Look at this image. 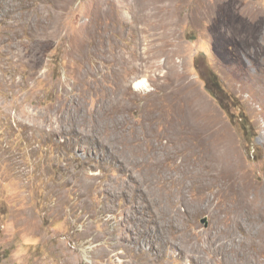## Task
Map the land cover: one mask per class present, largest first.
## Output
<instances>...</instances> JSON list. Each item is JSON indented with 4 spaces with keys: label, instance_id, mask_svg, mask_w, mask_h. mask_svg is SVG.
Instances as JSON below:
<instances>
[{
    "label": "rangeland",
    "instance_id": "rangeland-1",
    "mask_svg": "<svg viewBox=\"0 0 264 264\" xmlns=\"http://www.w3.org/2000/svg\"><path fill=\"white\" fill-rule=\"evenodd\" d=\"M263 219L264 0H0V264H264Z\"/></svg>",
    "mask_w": 264,
    "mask_h": 264
},
{
    "label": "bare ground",
    "instance_id": "bare-ground-1",
    "mask_svg": "<svg viewBox=\"0 0 264 264\" xmlns=\"http://www.w3.org/2000/svg\"><path fill=\"white\" fill-rule=\"evenodd\" d=\"M12 1V0H11ZM251 6V5H250ZM248 9V8H247ZM250 9V8H249ZM258 11V10H257ZM251 12V11H250ZM256 13V12H255ZM20 14V13H19ZM251 14H252V12H251ZM242 15H244V16H246V12L245 11H243L242 12ZM257 16V15H256ZM33 22V21H32ZM15 24V23H14ZM14 34V33H13ZM34 34V33H33ZM32 35V34H31ZM144 85V83L143 82H137L136 84H135V87L137 88V89H140L142 86ZM145 87V86H144ZM187 175V174H186ZM245 181H247V180H245ZM192 182V184H198V183H200V184H203V186L204 187H207L208 185V183H210L211 184V182H209V181H207L206 182V180L204 179V180H192L191 181ZM180 183H185L184 182V180H182V181H180ZM233 184V183H232ZM239 184V182H235L234 184H233V188L234 187H236L237 185ZM240 184H241V182H240ZM183 188V187H182ZM231 186H228V188H227V190L229 191V196H235V198H236V196H237V194L236 193H233L232 191H231ZM232 188V189H233ZM248 189V188H247ZM240 191H242V190H240ZM239 191V192H240ZM224 194V196L226 195L225 193H223ZM247 196V195H246ZM238 197V196H237ZM226 198V197H225ZM232 199V198H231ZM249 199V198H248ZM248 199L247 198H244V200L243 201H241L240 203L238 202V206L236 207V209L235 210H239V209H241V208H246V207H248L249 208V206H252V204H251V202H249L248 201ZM240 200V199H239ZM230 202V201H229ZM236 203V202H235ZM231 204V203H230ZM233 204V203H232ZM226 205H228V204H226ZM234 205V204H233ZM232 206V205H231ZM256 206H258V205H256ZM259 207V206H258ZM227 208V207H226ZM225 208V209H226ZM231 208V207H230ZM229 208V209H230ZM261 208V207H260ZM257 209V208H256ZM233 210V209H232ZM263 210V209H262ZM253 211V210H252ZM259 211V210H258ZM231 212V211H230ZM250 212V211H249ZM263 212V211H262ZM227 213V212H226ZM233 214H234V212H233ZM238 214V213H237ZM239 214H240V212H239ZM234 215H236V214H234ZM234 215H232V216H234ZM256 216V215H255ZM262 216H263V213H262ZM223 218V217H222ZM253 219H254V217H253ZM226 220V219H225ZM225 220H223V221H225ZM240 220V219H239ZM264 220V219H263ZM232 223H234V224H236L237 226H238V222H237V220L235 219V218H232ZM229 225H230V223H229ZM223 226V225H222ZM238 230V229H237ZM236 233V232H235ZM241 242V241H240ZM145 243V242H144ZM235 245V244H234ZM232 246V245H231ZM237 246V245H236ZM242 247V246H241ZM242 251V250H241ZM239 263V262H238Z\"/></svg>",
    "mask_w": 264,
    "mask_h": 264
},
{
    "label": "trees",
    "instance_id": "trees-1",
    "mask_svg": "<svg viewBox=\"0 0 264 264\" xmlns=\"http://www.w3.org/2000/svg\"><path fill=\"white\" fill-rule=\"evenodd\" d=\"M202 77L204 79H206L205 84L207 86V90L214 95V97H218V94H222L223 93V89L218 81L217 75L213 72H209L208 74H203L202 73ZM206 77V78H205ZM219 104L221 106V108L225 111V113L227 114V116L229 118L232 117L231 112L229 111L227 105L224 104V102H222V100L220 98H218Z\"/></svg>",
    "mask_w": 264,
    "mask_h": 264
},
{
    "label": "water",
    "instance_id": "water-1",
    "mask_svg": "<svg viewBox=\"0 0 264 264\" xmlns=\"http://www.w3.org/2000/svg\"><path fill=\"white\" fill-rule=\"evenodd\" d=\"M203 222L205 223V225H207V219L206 218L203 219Z\"/></svg>",
    "mask_w": 264,
    "mask_h": 264
}]
</instances>
